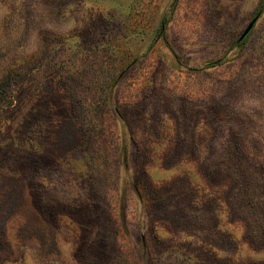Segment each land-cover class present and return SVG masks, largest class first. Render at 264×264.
Returning <instances> with one entry per match:
<instances>
[{"label":"rangeland","instance_id":"obj_1","mask_svg":"<svg viewBox=\"0 0 264 264\" xmlns=\"http://www.w3.org/2000/svg\"><path fill=\"white\" fill-rule=\"evenodd\" d=\"M0 264H264V0H0Z\"/></svg>","mask_w":264,"mask_h":264},{"label":"water","instance_id":"obj_2","mask_svg":"<svg viewBox=\"0 0 264 264\" xmlns=\"http://www.w3.org/2000/svg\"><path fill=\"white\" fill-rule=\"evenodd\" d=\"M259 17V14H256V16H254L250 22L247 24V26L244 28V30L242 31V33L240 34V36L237 39V42L242 41L251 31V29L253 28L255 22L257 21Z\"/></svg>","mask_w":264,"mask_h":264}]
</instances>
